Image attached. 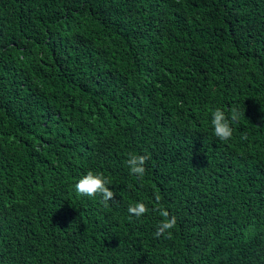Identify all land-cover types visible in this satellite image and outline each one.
Segmentation results:
<instances>
[{
	"label": "trees",
	"instance_id": "obj_1",
	"mask_svg": "<svg viewBox=\"0 0 264 264\" xmlns=\"http://www.w3.org/2000/svg\"><path fill=\"white\" fill-rule=\"evenodd\" d=\"M0 264H264V0H0Z\"/></svg>",
	"mask_w": 264,
	"mask_h": 264
},
{
	"label": "clouds",
	"instance_id": "obj_2",
	"mask_svg": "<svg viewBox=\"0 0 264 264\" xmlns=\"http://www.w3.org/2000/svg\"><path fill=\"white\" fill-rule=\"evenodd\" d=\"M241 115L242 113L236 106L231 107L227 113L220 108H216L212 112L211 119L215 137L220 141H230L233 137V128L231 125L238 123ZM148 159H150V156L147 154H129V158L126 161L129 173L134 175L138 180H142L146 172L145 164ZM109 183L110 181L105 178L103 174L88 171L76 182L75 191L81 196L95 197L99 195L101 197V203L107 207L110 201L115 200V193L107 186ZM155 199L159 202L160 196L156 195ZM127 211L130 215L139 218L148 213L149 209L144 202L140 201L130 204ZM155 211H158L159 215L162 217L157 225L155 236L157 238L161 236L170 238L172 234L171 230L175 228L177 223L176 217L170 215L164 208L155 209Z\"/></svg>",
	"mask_w": 264,
	"mask_h": 264
}]
</instances>
